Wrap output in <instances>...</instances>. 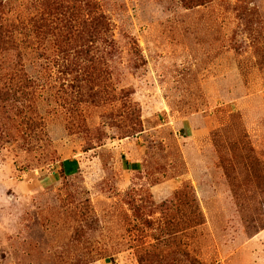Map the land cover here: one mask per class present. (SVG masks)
<instances>
[{"label":"rangeland","instance_id":"rangeland-1","mask_svg":"<svg viewBox=\"0 0 264 264\" xmlns=\"http://www.w3.org/2000/svg\"><path fill=\"white\" fill-rule=\"evenodd\" d=\"M95 2L0 0V264H264V0Z\"/></svg>","mask_w":264,"mask_h":264},{"label":"trees","instance_id":"trees-1","mask_svg":"<svg viewBox=\"0 0 264 264\" xmlns=\"http://www.w3.org/2000/svg\"><path fill=\"white\" fill-rule=\"evenodd\" d=\"M85 10L87 12L88 19L84 21L83 29H85L84 33V40L86 42L93 41L96 36L102 32L105 31L109 27V23L107 20H105L104 15L97 13V5L95 0H82ZM6 33L2 30L0 26V44L3 41V39L6 40ZM3 43V42H2ZM62 165L64 166V161L62 162ZM60 174L63 176H70L68 175L64 168L60 171ZM171 255H180L181 257L176 258L173 260V262H181L183 258H189V253L182 252L179 250H173L171 252ZM169 253L163 254L156 250H143L139 254V263L140 264H169L168 257ZM196 264H199L197 261L193 260ZM171 264H176V263Z\"/></svg>","mask_w":264,"mask_h":264},{"label":"crops","instance_id":"crops-1","mask_svg":"<svg viewBox=\"0 0 264 264\" xmlns=\"http://www.w3.org/2000/svg\"><path fill=\"white\" fill-rule=\"evenodd\" d=\"M64 161V166L62 162ZM58 171L60 172L64 168L65 172L70 176H75L79 173L82 168L81 161L78 158H65L59 162Z\"/></svg>","mask_w":264,"mask_h":264}]
</instances>
